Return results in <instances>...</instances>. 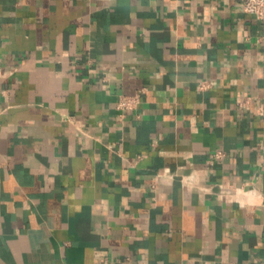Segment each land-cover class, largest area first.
Listing matches in <instances>:
<instances>
[{
    "label": "crops",
    "instance_id": "1",
    "mask_svg": "<svg viewBox=\"0 0 264 264\" xmlns=\"http://www.w3.org/2000/svg\"><path fill=\"white\" fill-rule=\"evenodd\" d=\"M0 264H264V19L0 0Z\"/></svg>",
    "mask_w": 264,
    "mask_h": 264
},
{
    "label": "built area",
    "instance_id": "2",
    "mask_svg": "<svg viewBox=\"0 0 264 264\" xmlns=\"http://www.w3.org/2000/svg\"><path fill=\"white\" fill-rule=\"evenodd\" d=\"M243 11L254 15L257 19H264V0H240ZM205 84H200V88ZM139 102L138 95L120 96L116 107L120 110L130 109Z\"/></svg>",
    "mask_w": 264,
    "mask_h": 264
}]
</instances>
